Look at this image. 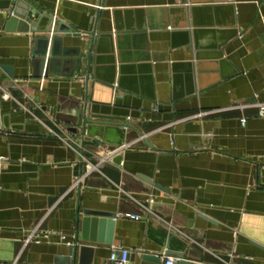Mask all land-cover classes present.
Instances as JSON below:
<instances>
[{
    "label": "crops",
    "instance_id": "1",
    "mask_svg": "<svg viewBox=\"0 0 264 264\" xmlns=\"http://www.w3.org/2000/svg\"><path fill=\"white\" fill-rule=\"evenodd\" d=\"M24 1L72 28L58 34L64 47L92 54L73 76L69 63L33 66L41 34L7 30L0 0V82L16 98L0 93V264H58L68 243L26 244L36 227L88 246L74 264H110L114 246L129 249L127 264H163V253L225 264L234 247L233 264H264V0ZM86 103L131 114L153 147L132 128L92 124L84 155L97 162L124 142L122 161L71 190L83 168L70 121ZM85 210L115 216L83 226Z\"/></svg>",
    "mask_w": 264,
    "mask_h": 264
},
{
    "label": "water",
    "instance_id": "2",
    "mask_svg": "<svg viewBox=\"0 0 264 264\" xmlns=\"http://www.w3.org/2000/svg\"><path fill=\"white\" fill-rule=\"evenodd\" d=\"M24 0H9V3L2 7L4 10H9L10 13L6 19V29L9 31H19V32H34L39 33L35 37V47L32 50V64L33 66H44L45 70L51 72H57L59 64L69 63L67 76H73L77 69L84 67L85 59L88 61L91 59V51L84 52L80 47L69 48L63 46L62 36L58 35L62 32H72V28L63 22H58L52 19L46 13L41 12L31 5V3L26 2V6H23ZM22 4V5H21ZM23 10V11H22ZM9 76H13V66L12 65H1ZM48 71L46 74H48ZM86 87H89L90 76L85 77ZM115 88H118V84L115 83ZM86 96V94H85ZM3 114L0 110V128L4 127ZM133 117L131 114L127 116H115L105 113H95L91 111V107L86 103L82 111L79 109L76 111L75 117L70 121L71 131L74 133L80 132V139L82 142L85 141L86 136H90V126L92 124L96 125H114L122 127L126 131L128 128L134 129L140 136H144V140L150 147H153L149 143L148 137L145 133L134 125ZM100 142H105L100 138L96 137ZM125 144L124 142L117 143L114 146H121ZM113 161L116 164H120L122 161V155L117 154L113 157ZM82 167L81 162L76 165V169L79 170ZM85 217L82 220V225L87 223H95L99 221V217H114L115 215H107L104 212L85 210ZM85 230V228H84ZM81 236L83 241H95L93 238H89L84 235ZM111 243V240L107 241ZM78 239L73 240L70 244L66 246L68 252L66 255H60L56 258L55 262L58 264H74V257L79 251L81 254H85L89 248L86 245L81 246ZM187 260L181 256V264L186 263ZM115 264V262H112Z\"/></svg>",
    "mask_w": 264,
    "mask_h": 264
},
{
    "label": "built area",
    "instance_id": "3",
    "mask_svg": "<svg viewBox=\"0 0 264 264\" xmlns=\"http://www.w3.org/2000/svg\"><path fill=\"white\" fill-rule=\"evenodd\" d=\"M0 93H1L2 99H5V100L16 99L15 96L9 91V85L2 84L1 82H0ZM159 109H160L159 105L156 104L153 108V111H159ZM205 114H207V112H199V114H197V116L200 117V116H203ZM258 115L264 116V102L258 104ZM35 118H37L38 120H40L44 124V126L46 127L47 131L50 134H53V135L59 137L60 139L65 140L73 149H75L73 144H71L70 142H68L66 140L67 138L65 137V132L62 129H59V131H58V130L54 129L53 127L49 126L47 123H45L38 116H35ZM246 121H247L246 117H243L241 119V122L243 124H245ZM125 147H126V143L121 145V146H116L113 148H107L106 154L105 155L97 154L98 161L93 162L88 157H86L84 155V151L86 149V146H85V143L82 142V151L80 152V162L82 164L83 170H82L81 174L79 176H77L75 183L71 187V190L76 188L80 184V182L83 180V178H85L89 173H91L93 171H99L100 166L103 163H105L106 161H109L115 155L119 154ZM148 202H150V203L153 202L152 196H149ZM54 237L58 238L59 240H64L68 244H70L72 242L71 240H69L68 235H66L63 232L52 230V229H40L39 227H36V228L28 231L25 242H26V244L29 242H32V241L39 243L43 240H51ZM236 254H237V250L234 247V248L228 250L225 256H219V259L221 261H223V263H225V264H233V262L230 259L232 257H234ZM129 256H130L129 249L114 246L112 249V253H111L110 257L108 258V262L110 264H112V262H115V264H127L129 261ZM161 258L163 260V264H179V258L172 256V255H168L167 253H163L161 255Z\"/></svg>",
    "mask_w": 264,
    "mask_h": 264
}]
</instances>
